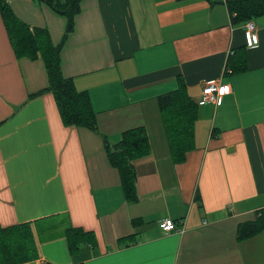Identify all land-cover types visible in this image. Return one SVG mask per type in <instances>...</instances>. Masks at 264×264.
Here are the masks:
<instances>
[{
	"label": "crops",
	"instance_id": "obj_1",
	"mask_svg": "<svg viewBox=\"0 0 264 264\" xmlns=\"http://www.w3.org/2000/svg\"><path fill=\"white\" fill-rule=\"evenodd\" d=\"M84 0L61 53L62 73L87 92L99 133L117 143L144 127L150 153L134 161L136 196L102 138L64 125L43 60L16 57L0 12V227L31 223L40 258L26 264H264V231L238 241L240 224L264 208V16L247 48L227 0ZM15 15L58 45L66 20L33 0ZM244 49L247 68L229 60ZM231 86L221 105L199 106L195 148L175 163L158 97L182 81L198 103L204 83ZM170 218L183 232L167 233ZM134 221H140L133 225ZM93 232L77 255L66 231Z\"/></svg>",
	"mask_w": 264,
	"mask_h": 264
},
{
	"label": "trees",
	"instance_id": "obj_2",
	"mask_svg": "<svg viewBox=\"0 0 264 264\" xmlns=\"http://www.w3.org/2000/svg\"><path fill=\"white\" fill-rule=\"evenodd\" d=\"M48 6L55 14L66 20V28L61 42L55 45L49 31L35 28L20 20L13 12L8 0H0V12L16 57L30 61L43 60L49 84L48 87L30 95L29 101L47 93L55 97L61 119L65 126L86 128L98 134L104 144L109 161L122 177V186L128 202H135L136 170L134 161L150 153V141L144 127L122 133L117 143H111L99 133L97 113L87 92H79L71 78L62 73L61 53L69 37L75 32V20L81 13L84 0H33ZM183 1V0H179ZM211 5L223 3L208 0ZM226 6L233 25L245 24L264 16V0H227ZM244 49L236 50L229 60L232 73L247 68ZM159 109L164 124L171 158L175 163L186 160L187 154L195 148V124L198 119V103L187 92L186 85L179 81L178 88L158 97ZM140 221H134L136 225ZM264 231V208L257 213L255 221L239 225L238 241L250 239ZM71 254L77 255L84 245L95 241L93 232L80 228L66 231ZM40 258L31 223L11 227H0V264H26Z\"/></svg>",
	"mask_w": 264,
	"mask_h": 264
},
{
	"label": "built area",
	"instance_id": "obj_3",
	"mask_svg": "<svg viewBox=\"0 0 264 264\" xmlns=\"http://www.w3.org/2000/svg\"><path fill=\"white\" fill-rule=\"evenodd\" d=\"M247 48H256L259 46V39L255 34V26L252 21L245 23ZM231 93V86L222 84L217 80H210L204 83L202 96L198 102L199 106L207 104L221 105L223 98ZM161 230L167 233L183 232V228L170 218L159 222Z\"/></svg>",
	"mask_w": 264,
	"mask_h": 264
}]
</instances>
